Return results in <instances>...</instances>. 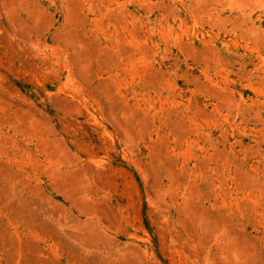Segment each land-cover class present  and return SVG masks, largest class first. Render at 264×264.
<instances>
[{
	"label": "rangeland",
	"instance_id": "1",
	"mask_svg": "<svg viewBox=\"0 0 264 264\" xmlns=\"http://www.w3.org/2000/svg\"><path fill=\"white\" fill-rule=\"evenodd\" d=\"M0 264H264V0H0Z\"/></svg>",
	"mask_w": 264,
	"mask_h": 264
}]
</instances>
